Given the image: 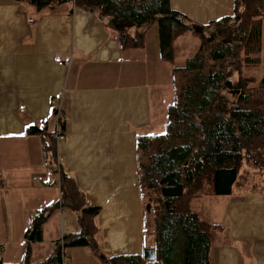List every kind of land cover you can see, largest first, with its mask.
<instances>
[{
	"label": "crops",
	"instance_id": "1",
	"mask_svg": "<svg viewBox=\"0 0 264 264\" xmlns=\"http://www.w3.org/2000/svg\"><path fill=\"white\" fill-rule=\"evenodd\" d=\"M171 8L198 27L232 15L234 0H170ZM125 48L101 9L75 3L39 12L28 2L0 0V245L7 264L23 259L26 235L36 213L60 208L33 245L35 263L48 260L54 243L79 232L78 212L64 202L56 160L74 178L87 202L101 207L95 220L101 257L91 248L69 251L63 264H102L107 257L143 255L145 200L138 178L137 140L165 130L174 101V63L160 57L159 38ZM204 31V30H203ZM196 32V31H195ZM198 33V32H196ZM61 58L69 65L59 66ZM264 58V24L263 52ZM65 116L64 141L29 134V127H57ZM262 188L227 196L215 223L212 264H264V176Z\"/></svg>",
	"mask_w": 264,
	"mask_h": 264
},
{
	"label": "trees",
	"instance_id": "2",
	"mask_svg": "<svg viewBox=\"0 0 264 264\" xmlns=\"http://www.w3.org/2000/svg\"><path fill=\"white\" fill-rule=\"evenodd\" d=\"M11 1L28 2L39 12L69 2L101 9L125 48H140L144 43L145 33L132 35L131 29L154 23L158 26L160 57L169 63L174 61L175 41L198 28L174 11L170 0ZM263 24L264 0H234L232 15L203 27L198 52L183 67L174 66V101L167 109L165 130L137 140L139 188L147 199L146 207L151 205L149 213L154 210L152 227L145 222V236L153 238L149 248L155 249L156 259L119 255L107 257L102 264H212L216 226L203 221L191 209V201L201 189L211 186L214 196L232 195L239 178L245 177L241 176L243 168L264 176V77L242 76L245 68L262 64ZM207 31L211 33L205 36ZM60 124L64 131L66 122ZM29 132L56 139L46 124L29 127ZM46 149L50 153L49 172L60 174L63 200L71 202L78 212L80 230L55 242L48 260L35 263L33 245L43 242L44 227L60 204L43 207L26 235L23 259L18 264H63L67 253L76 248H91L101 257L95 224L101 207L90 205L63 169L58 172L55 146L47 144ZM4 250L0 245V264H7Z\"/></svg>",
	"mask_w": 264,
	"mask_h": 264
},
{
	"label": "rangeland",
	"instance_id": "3",
	"mask_svg": "<svg viewBox=\"0 0 264 264\" xmlns=\"http://www.w3.org/2000/svg\"><path fill=\"white\" fill-rule=\"evenodd\" d=\"M68 4H72V2H69ZM212 23V22H211ZM210 24V23H209ZM208 24V25H209ZM142 27L138 28V31L141 30ZM228 29L225 27V30ZM219 32H222V29L219 30ZM211 32L207 31L205 32V36H208ZM158 34V26L156 24L150 25V31H149V43L152 44V41L156 39V36ZM202 33H196L188 32L184 36H181L179 39H177L174 43L175 48V57H174V65L176 67H183L187 60L191 57H193L199 50L200 45L202 43ZM242 76L245 78H255L257 80H261L264 77V58L262 61V64L256 67H249L245 68L242 72ZM245 175L243 178L242 175ZM241 176L239 178V184H237L234 188L233 195L234 197H241L248 191H255L262 188V179H261V172L260 171H246L245 168L241 170ZM197 197L193 198L191 201V209L199 214L200 218L207 222L211 227L215 226V223L217 222V219L219 216L223 213V202L225 200L231 199L230 197H218L214 196L212 186L211 187H205L204 189H201L197 193ZM238 197V198H239ZM143 199L145 200L146 205V198L143 196ZM146 207V206H145ZM146 215L148 214L145 222L148 223V227L151 228L153 224L154 219V210L153 213H149L147 209L145 210ZM145 215V217H146ZM147 243L149 245H153V238L151 235H146ZM67 256L70 257L69 252L67 253Z\"/></svg>",
	"mask_w": 264,
	"mask_h": 264
},
{
	"label": "built area",
	"instance_id": "4",
	"mask_svg": "<svg viewBox=\"0 0 264 264\" xmlns=\"http://www.w3.org/2000/svg\"><path fill=\"white\" fill-rule=\"evenodd\" d=\"M56 63L59 66L69 65L70 64L69 62H64L61 58L56 59ZM56 117H57L58 123H57L56 131H55V137H56L57 142L64 141L65 138H66V136L63 134L62 125L60 124V122L61 121L62 122L64 121L65 116L62 113V111L58 110ZM62 163H63V160L62 159H57V162H56L55 165H56V167L58 169V172H60L61 169H62Z\"/></svg>",
	"mask_w": 264,
	"mask_h": 264
},
{
	"label": "water",
	"instance_id": "5",
	"mask_svg": "<svg viewBox=\"0 0 264 264\" xmlns=\"http://www.w3.org/2000/svg\"><path fill=\"white\" fill-rule=\"evenodd\" d=\"M203 30H204L203 27H198V28L195 29V31L198 32V33H202ZM146 209H147L148 212H150L151 211V205H148L146 207ZM143 256H144V259L146 261H154L156 259V251H155V249L148 248V249H146L144 251Z\"/></svg>",
	"mask_w": 264,
	"mask_h": 264
}]
</instances>
